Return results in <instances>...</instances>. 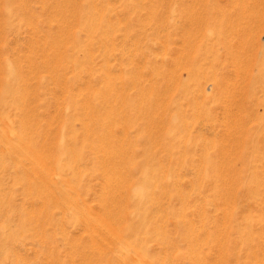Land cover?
I'll return each mask as SVG.
<instances>
[{
    "label": "rangeland",
    "instance_id": "rangeland-1",
    "mask_svg": "<svg viewBox=\"0 0 264 264\" xmlns=\"http://www.w3.org/2000/svg\"><path fill=\"white\" fill-rule=\"evenodd\" d=\"M0 264H264V0H0Z\"/></svg>",
    "mask_w": 264,
    "mask_h": 264
}]
</instances>
